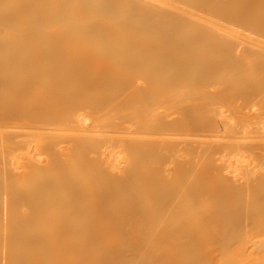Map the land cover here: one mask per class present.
Listing matches in <instances>:
<instances>
[{
  "label": "bare ground",
  "instance_id": "bare-ground-1",
  "mask_svg": "<svg viewBox=\"0 0 264 264\" xmlns=\"http://www.w3.org/2000/svg\"><path fill=\"white\" fill-rule=\"evenodd\" d=\"M0 92L88 112L63 147L0 125L39 156L4 170L0 264H175L264 230V0H0Z\"/></svg>",
  "mask_w": 264,
  "mask_h": 264
},
{
  "label": "rangeland",
  "instance_id": "rangeland-1",
  "mask_svg": "<svg viewBox=\"0 0 264 264\" xmlns=\"http://www.w3.org/2000/svg\"><path fill=\"white\" fill-rule=\"evenodd\" d=\"M35 97L36 96H34V92H33L32 97L29 96L28 98L24 99L23 105H21L20 101L18 100V98H16L15 94H12L10 92H7V93L0 92V125L3 124L4 126L3 130L9 131L8 128L12 126L16 128H22V126H27L30 128L29 132L36 134L41 131L40 127L43 126L46 130H51L53 131V133L55 132L58 135L56 146L60 143L62 144V147L65 146L63 145V142L65 141L63 138L64 134L66 136V135H73L76 133V130H77L76 128L80 126L81 120L88 113L87 108L85 107V105H82V106H78L75 108H71L68 111L61 110L63 113L56 112L55 114H52V113L47 114L43 116L44 120L41 119L39 121L36 118L32 121L29 116L30 112L32 111L31 110L32 107H30L32 103L30 101ZM129 108L130 107L128 106H123L120 109L112 110L109 107L103 110L102 113H103V116H105L104 114H109L111 118H115L119 115H128V118H131V117L135 118V117L142 116L141 114H138V113H132ZM223 109L225 110L226 108L223 107ZM27 119L30 120L31 122H28ZM20 120H23L24 122L19 123ZM250 123H253V122H250ZM250 123H249L250 127H253L254 124H250ZM250 127L249 129L247 127L245 129H247V131L251 130L250 131V134H251V132L255 131V129H251ZM169 132H172V131L170 130ZM194 133H195L194 131H188L187 137L193 135ZM251 135H254V134L252 133ZM241 136L243 137V134ZM31 138L33 140L36 139L34 137H31ZM31 142L27 146L25 145V142L23 144H19L17 145V148L7 147V144L3 146L0 145V190L4 187V184H5L4 180H6L3 175L5 169L7 172V169L8 171H10L13 169L20 168L28 160L39 157V156L33 155L32 153L34 151L32 150V146H35L37 143L34 142L33 144H31ZM243 142H244L243 139L241 141L240 140L238 141V143H240L241 146L243 145ZM222 156H223V153L216 155L213 161H215V158L219 159ZM249 157H252V156L250 155ZM249 157H246V160L248 161L250 159L254 160L252 161L251 165L253 164V162H255V164L257 163V160L255 161V159H253L254 157L252 158H249ZM262 231L264 230L260 228L255 229V230L244 229L240 233L236 231L229 235V236L234 235L233 237H231V242L234 241V244H235V241H236L235 245H233L232 243L231 246L233 248L231 250L230 248L229 250L228 249L223 250V251L219 250L216 253L205 255V257L189 254L186 257L178 258L175 264H189V263H193L195 261H200V260H203L204 264H222V263H225V264H264V243H261L260 241V239H264V235H262L264 234V232ZM235 235H237V237ZM234 246L235 247L237 246V250L233 251V249H235ZM145 257L147 258V261H148L145 264H152V261H151L152 258H150L149 255ZM159 257L160 259L162 258L161 256ZM120 259H122V257ZM160 259H156L155 263L158 264ZM123 260L127 261L128 257H125V259ZM120 261L121 260H117L115 264H118ZM165 264H173V263H165Z\"/></svg>",
  "mask_w": 264,
  "mask_h": 264
}]
</instances>
